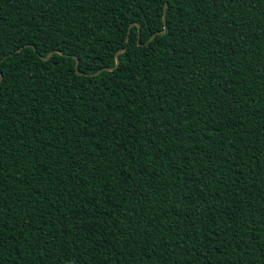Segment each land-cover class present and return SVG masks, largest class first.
Instances as JSON below:
<instances>
[{
    "label": "trees",
    "instance_id": "16d2710c",
    "mask_svg": "<svg viewBox=\"0 0 264 264\" xmlns=\"http://www.w3.org/2000/svg\"><path fill=\"white\" fill-rule=\"evenodd\" d=\"M0 73V264H264V0H0Z\"/></svg>",
    "mask_w": 264,
    "mask_h": 264
},
{
    "label": "water",
    "instance_id": "95a60500",
    "mask_svg": "<svg viewBox=\"0 0 264 264\" xmlns=\"http://www.w3.org/2000/svg\"><path fill=\"white\" fill-rule=\"evenodd\" d=\"M165 8H166V3L164 4V13H165ZM163 21H165V14L163 15ZM164 31H165V29H163V30H161V31H158V33H160V32H164ZM126 41H128V35H127V37H126ZM33 48L35 49L34 46H33ZM124 50H125V48H121V49H119V50L116 52V54H115V65H114V66H112V67H104L103 69L112 70L113 68L117 67L118 64H119V53H120V52H123ZM54 52L62 53V52L59 51V50H53V51H51V52H50L46 57H44V58H45V59L49 58ZM75 59H76L75 67L77 68V65H78V58L75 57ZM101 70H102V69H99V70H98L97 72H95L94 74L99 73ZM0 77H2L1 73H0ZM0 80H1V78H0Z\"/></svg>",
    "mask_w": 264,
    "mask_h": 264
},
{
    "label": "snow or ice",
    "instance_id": "6c2138e0",
    "mask_svg": "<svg viewBox=\"0 0 264 264\" xmlns=\"http://www.w3.org/2000/svg\"><path fill=\"white\" fill-rule=\"evenodd\" d=\"M0 78H2V77H0Z\"/></svg>",
    "mask_w": 264,
    "mask_h": 264
}]
</instances>
